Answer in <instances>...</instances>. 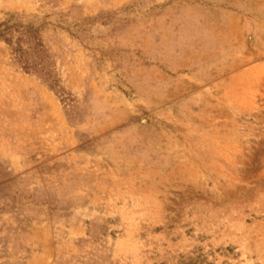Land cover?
Wrapping results in <instances>:
<instances>
[{"label":"rangeland","instance_id":"1","mask_svg":"<svg viewBox=\"0 0 264 264\" xmlns=\"http://www.w3.org/2000/svg\"><path fill=\"white\" fill-rule=\"evenodd\" d=\"M0 264H264V0H0Z\"/></svg>","mask_w":264,"mask_h":264}]
</instances>
